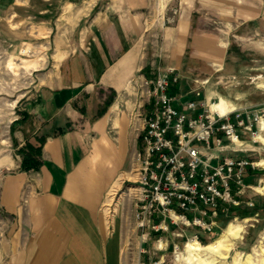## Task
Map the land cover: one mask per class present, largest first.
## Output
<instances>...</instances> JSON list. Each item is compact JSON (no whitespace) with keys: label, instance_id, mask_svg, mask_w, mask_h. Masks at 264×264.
<instances>
[{"label":"crops","instance_id":"crops-1","mask_svg":"<svg viewBox=\"0 0 264 264\" xmlns=\"http://www.w3.org/2000/svg\"><path fill=\"white\" fill-rule=\"evenodd\" d=\"M248 28L264 33V0H0V55L27 47L22 67L40 71L5 139L0 96V264H118L117 219L102 205L136 145L133 80L151 64L174 67L172 93L212 102L229 36ZM39 138V168L21 170L20 148ZM254 149L232 154L257 161L264 131Z\"/></svg>","mask_w":264,"mask_h":264},{"label":"built area","instance_id":"built-area-1","mask_svg":"<svg viewBox=\"0 0 264 264\" xmlns=\"http://www.w3.org/2000/svg\"><path fill=\"white\" fill-rule=\"evenodd\" d=\"M149 71L147 76L140 69L131 84L136 145L121 183L126 184L141 242L161 244L167 242L163 234L171 233L177 252L175 240L201 243L232 210L254 205L243 197L255 189L246 181L248 169L259 165L232 153L255 151L264 131V108L219 111L211 108L215 101L183 100L172 93L180 80L174 67L151 64ZM193 81L205 85L208 79Z\"/></svg>","mask_w":264,"mask_h":264},{"label":"rangeland","instance_id":"rangeland-1","mask_svg":"<svg viewBox=\"0 0 264 264\" xmlns=\"http://www.w3.org/2000/svg\"><path fill=\"white\" fill-rule=\"evenodd\" d=\"M241 32L242 34L238 32L234 36H229L231 51L220 66L214 67L215 71L209 80L211 90L214 92L212 101L216 102L218 98H223L233 106L258 105L264 108V33L255 36L250 28ZM252 40L258 41L259 50L254 49L256 46L252 45ZM22 50L28 51V48H22L18 55L5 52L0 55L3 139L8 134L7 126L10 121L20 116L22 104L36 86L33 78L35 79L40 72L39 70L28 72L22 67H26L24 60L30 55L29 52L22 53ZM8 61L19 65L12 63L13 68L8 69L6 67ZM258 158L257 173L252 178H246L255 189L249 190L243 197L244 200L252 199L254 205L245 208L248 212L253 210L255 213L246 212L239 215L233 213L232 216L223 219L208 239L204 237L203 241L198 243L201 250L198 251L200 257L196 260L189 257L183 239L177 242L175 240L179 250L173 252L171 242L174 237L171 233L163 234L167 242L163 241L161 244L154 239L141 242V232L134 225L133 209L131 199L127 195L126 184H119L118 181L102 205L105 221L111 222L113 217L117 219L118 264H264V190L261 192L256 189L258 186H264V151ZM5 219V215L0 211V239L8 232V228L2 226ZM230 225L240 228L237 236L227 234ZM191 230L188 229L187 234ZM218 238H222V246L217 249L207 248Z\"/></svg>","mask_w":264,"mask_h":264},{"label":"bare ground","instance_id":"bare-ground-1","mask_svg":"<svg viewBox=\"0 0 264 264\" xmlns=\"http://www.w3.org/2000/svg\"><path fill=\"white\" fill-rule=\"evenodd\" d=\"M232 104L224 101L223 98H218V101H216L215 103L211 104V108L212 109H217L219 111H224L225 109L229 108ZM262 124H264V118H262ZM259 138H260V135H259ZM262 162V161H261ZM257 164H258V161H257ZM259 165V164H258ZM257 190H264V186H258L256 188ZM114 190V189H113ZM237 227V226H236ZM234 227L232 225H230L228 227V230H227V234L228 235H231V236H237L238 235V232L240 230L239 227ZM222 238H218L216 240H214L212 243H210L207 248H212V249H217L219 246H222ZM199 242H196V241H193V240H189L188 242L185 243V246H186V250H187V253H189V257L191 259H198L200 257L199 255V252L201 250V247L199 246L198 244ZM206 248V247H205ZM189 258V259H190ZM187 259V258H186ZM188 261V260H187Z\"/></svg>","mask_w":264,"mask_h":264},{"label":"trees","instance_id":"trees-1","mask_svg":"<svg viewBox=\"0 0 264 264\" xmlns=\"http://www.w3.org/2000/svg\"><path fill=\"white\" fill-rule=\"evenodd\" d=\"M38 145L34 146L30 143H26L24 147L20 148L19 153L22 156L20 169L23 171H29V170H37L40 166V154H41V144L43 143L44 139L39 138L37 139ZM243 211H242V210ZM254 214L255 212L252 210L251 212H248L246 208H237L232 210L235 214H244V213ZM231 216V215H230Z\"/></svg>","mask_w":264,"mask_h":264}]
</instances>
